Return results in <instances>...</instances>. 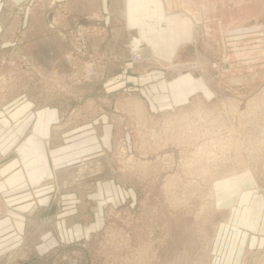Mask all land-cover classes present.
<instances>
[{"label": "rangeland", "instance_id": "obj_1", "mask_svg": "<svg viewBox=\"0 0 264 264\" xmlns=\"http://www.w3.org/2000/svg\"><path fill=\"white\" fill-rule=\"evenodd\" d=\"M125 2L0 0V115L16 113L18 108L10 103H16L22 95L33 97L34 91L43 101L52 92L47 103L64 104L59 118L60 124H68V129H80L79 122L93 123L103 115L113 128L112 138L104 143L103 150L68 161V196H74L68 197V208L77 209L78 217H87L96 226L80 241H68V249L47 251L42 260L34 256L35 245L27 241L26 247L30 244V248L22 252L26 254L24 264H207L217 228L234 211L216 201L214 183L228 176L249 175L232 182L235 194L257 189L264 196V146L259 129L251 127L250 118L254 116H247L249 105L258 108L264 99V17L240 29L246 33L229 34L227 38L238 35L240 39H225L226 48L218 36L217 54L205 42L199 45L203 59L197 61L192 50L182 61V73L196 65L202 67L196 73L202 77V86L212 90L211 99L197 93L181 106L157 108L146 99L148 91L141 90L160 76L170 79L176 71L169 63L138 50L126 52L122 15ZM82 7L89 13L83 18L87 23L81 21ZM36 21L46 22V27L35 26V34L45 32L50 41L33 46V42L22 39L33 35L31 25ZM115 35L120 41H109L106 47L98 41L104 36L111 40ZM53 47L57 53L61 48L66 50L65 58L59 59L56 66L49 60L56 55ZM135 51L142 58H134ZM54 69L60 72L54 74ZM101 71L115 74L117 85L122 87L106 86L102 90L96 75ZM130 76L136 77L135 83ZM149 76L155 79L146 83ZM192 79L200 84L195 77ZM208 112L211 121L203 124V115ZM93 129L98 131L97 124ZM83 133L63 140L68 139L69 144ZM197 147L203 149L196 150ZM168 161L170 166L166 165ZM103 181H114L124 191L122 195L129 198L117 206L112 202L93 204L88 196L96 194L97 182ZM227 212L230 213L226 215ZM5 261L0 264H7ZM9 262L16 264V258ZM245 264H264V253L251 254Z\"/></svg>", "mask_w": 264, "mask_h": 264}, {"label": "crops", "instance_id": "obj_2", "mask_svg": "<svg viewBox=\"0 0 264 264\" xmlns=\"http://www.w3.org/2000/svg\"><path fill=\"white\" fill-rule=\"evenodd\" d=\"M11 1L22 3L26 0ZM81 9V21L85 22L83 18L89 17V13L83 7ZM104 9L108 11L107 7ZM114 13L119 14L117 11ZM122 15L127 32L126 52L129 49L138 50L148 57L167 43L171 50L173 46H178L175 53L171 52L173 63L169 64L174 69L172 71H176L175 75L167 80L157 75L158 81L145 88L142 87L145 83L140 84L141 91H148L149 95L145 97L151 104L157 108H173L181 106L189 94L204 87L200 80L197 85L192 79L202 78L196 73L198 67L203 70L200 65L191 68L188 75L180 71L182 61H186L189 52L194 50L198 61L203 59L199 54V45L207 42L217 54L219 51L215 42L218 43V36L224 40L225 48L228 45L225 39L238 41V35L227 36L240 34L236 32L254 19H263L264 0H126ZM33 24V35L27 34L22 41L33 42V46L50 41L45 32L43 35L35 34V26L46 27V22L36 21ZM26 25L24 23L23 28ZM116 35L111 40L104 36L98 41L106 47L109 41H120ZM54 39L59 42L57 37ZM53 51L56 55L49 60L55 65L59 59L65 58L66 50L61 48L57 53L53 47ZM58 71L54 69L52 73L57 74ZM96 75L102 90H106V86L115 89L122 85H117L115 74L101 71ZM130 77L135 83L136 77ZM152 79L155 78L146 77L145 82ZM86 86L89 88V83ZM209 92L212 94L211 89ZM32 94L33 97L22 95L17 104L10 103L18 108L16 113L11 110L12 114L0 115V261L7 260V264L13 257L16 264H24L26 254L22 252L30 248V244L26 247L29 240L35 245L32 244L34 256L41 259L47 251L52 253L56 247L68 249V241H80L91 231V227L96 226L95 221L78 217L77 209L68 208V197H74L68 196V161L80 154L103 150L104 143L108 144L113 134L105 115L100 116L102 120L93 123L92 120L79 122L80 129L72 126L68 129V124H60L62 121L59 118L64 104L47 103L51 99L48 97L53 96L52 92L43 101L34 91ZM93 124H97L98 131L93 129ZM77 133L83 134L75 141L68 144V139L63 140ZM247 177L249 175H241L214 183L216 201L234 211L230 218L226 217L225 224L217 228L207 264H245L251 254L264 253V196L257 189L247 190L240 196L233 191L232 182ZM97 184V193L88 196L93 204L112 202L117 206L128 197L122 195L123 190L114 181ZM68 213L72 215L71 220H68Z\"/></svg>", "mask_w": 264, "mask_h": 264}, {"label": "bare ground", "instance_id": "obj_3", "mask_svg": "<svg viewBox=\"0 0 264 264\" xmlns=\"http://www.w3.org/2000/svg\"><path fill=\"white\" fill-rule=\"evenodd\" d=\"M264 100V99H263ZM262 100V101H263ZM262 101L259 103L260 104V106L257 108H252L250 105H249V109H248V112H247V116H249L250 117V115H253L254 117H251L250 118V124H251V127L253 128V129H255V128H257V129H259V131L261 132V135H260V139H261V142H262V144L261 145H263L264 146V105L263 106H261L262 104H264V103H262ZM134 106H137L136 104L134 105ZM257 106V105H256ZM242 115V114H241ZM244 115V114H243ZM245 116V115H244ZM199 117V116H198ZM241 117V116H240ZM166 118V117H165ZM195 118V117H194ZM193 118V119H194ZM202 118V117H201ZM162 119H163V117H162ZM167 119V118H166ZM190 120H192V119H190ZM165 121V120H164ZM183 121V120H182ZM187 121V120H186ZM185 121V122H186ZM220 121V120H219ZM218 121V122H219ZM171 122V121H170ZM170 122L168 123V125L170 124ZM189 122V121H188ZM197 122V121H196ZM248 122V121H247ZM172 123H173V121H172ZM175 123H177V122H175ZM180 123V122H179ZM165 124H167L166 122H165ZM185 125H187L186 123H184ZM189 124V123H188ZM194 124V123H193ZM197 124V123H196ZM203 124H204V122H203ZM210 124V123H209ZM222 124V123H221ZM174 125V124H173ZM184 125V126H185ZM215 125V124H214ZM247 125L249 126V123H247ZM246 125V126H247ZM197 126V125H196ZM172 127V126H171ZM186 127V126H185ZM198 127V126H197ZM220 127V126H219ZM166 128V127H165ZM183 128V127H182ZM248 128V127H247ZM187 129H188V127H187ZM186 129V130H187ZM166 130H167V128H166ZM190 130V129H189ZM198 130H199V128H197V130L195 129V131H197L198 132ZM208 130V129H207ZM209 131V130H208ZM208 131H206L207 132V134H208ZM215 131V130H214ZM251 131V130H250ZM187 132H188V130H187ZM186 132V133H187ZM239 132V131H238ZM174 133V132H173ZM184 133V132H183ZM185 133V134H186ZM196 133V132H195ZM252 133V132H251ZM259 133V132H258ZM257 133V134H258ZM180 134V133H179ZM190 134V133H189ZM192 134V133H191ZM190 134V135H191ZM219 134V133H218ZM254 134V133H253ZM256 133H255V135H257ZM260 134V133H259ZM181 135H183V134H181ZM193 135H194V133H193ZM205 135H206V133H205ZM166 136H168V134L166 135ZM195 136V135H194ZM196 136H198V135H196ZM207 136H209V135H207ZM159 137V136H158ZM165 137V136H164ZM173 137V136H172ZM203 137V136H202ZM247 137V136H246ZM167 138V140H169L168 139V137H166ZM184 138V137H183ZM195 138H198V137H195ZM180 139V138H179ZM210 139H211V137H210ZM219 139V138H218ZM249 139V138H248ZM206 140V139H205ZM244 140V139H243ZM250 140V139H249ZM182 141V140H181ZM253 141V140H252ZM257 141L260 143V141H259V139L257 138ZM169 142V141H168ZM180 142V141H179ZM206 142H207V140H206ZM210 142H211V140H210ZM244 142V141H243ZM228 143V142H227ZM205 143H203L202 145H204ZM212 144V143H211ZM213 144H215V143H213ZM254 144V143H253ZM201 145V147H203ZM205 145H207V143L205 144ZM217 145V144H216ZM228 145V144H227ZM232 145V144H231ZM244 145V144H243ZM213 146V145H212ZM215 146V145H214ZM252 146V145H251ZM210 146L208 145V147L207 148H209ZM228 147V146H227ZM246 147V146H245ZM256 147V146H255ZM206 148V147H205ZM243 148V147H242ZM261 148H263V147H261ZM199 149V147H197V149L196 150H198ZM203 148H200L199 150L201 151ZM205 150V149H204ZM207 150V149H206ZM195 151V150H194ZM211 151V150H210ZM219 151V150H218ZM195 153V152H194ZM200 153H205V151L204 152H200ZM239 153V152H238ZM231 154V153H230ZM233 154H234V152H233ZM202 155V154H201ZM204 156V155H203ZM235 156V155H234ZM236 157V156H235ZM259 157V156H258ZM240 158V157H239ZM170 159V158H169ZM194 159V158H193ZM193 159H192V161H193ZM199 159V158H198ZM225 159V158H224ZM209 160V159H208ZM212 160V159H211ZM241 160V159H240ZM189 161H191V160H189ZM231 162H236V160L235 159H232L231 160ZM216 163V162H215ZM170 164V161H168V163L166 164V165H168V166H170L169 165ZM233 164V163H232ZM146 165V164H145ZM150 165V164H149ZM165 165V166H166ZM199 165V164H198ZM139 166H142V167H144V165H139ZM193 166V165H192ZM146 167V166H145ZM151 167V166H150ZM213 167V166H212ZM148 168H149V166H148ZM168 168H170V167H168ZM162 169V168H161ZM190 169H192V168H190ZM198 170V169H197ZM196 170V171H197ZM200 170V169H199ZM164 171V170H163ZM189 171V170H188ZM175 172V171H174ZM193 172V171H192ZM214 172V171H213ZM189 173V172H188ZM199 174H200V172H198ZM203 174V173H202ZM235 173L233 172V174L232 175H234ZM211 175H213V174H211ZM209 176V175H208ZM220 176H222V175H220ZM238 175H234L233 177L232 176H228L229 178H228V180H230L231 178H235V177H237ZM177 178V177H176ZM211 178V177H210ZM220 178V177H219ZM227 178V177H226ZM172 179H173V181L174 180H176V179H174L173 177H172ZM172 179H171V182H172ZM205 179V178H204ZM178 182V181H177ZM175 184H176V182H175ZM201 186V185H200ZM165 187V186H164ZM169 188V187H168ZM169 190V189H168Z\"/></svg>", "mask_w": 264, "mask_h": 264}, {"label": "water", "instance_id": "obj_4", "mask_svg": "<svg viewBox=\"0 0 264 264\" xmlns=\"http://www.w3.org/2000/svg\"><path fill=\"white\" fill-rule=\"evenodd\" d=\"M239 32H246V31H244L243 29H242V31L241 30H239V31H237L236 33H239ZM178 47V46H177ZM177 47H174L173 46V48H172V50H171V48H170V45H169V43H167V44H165V45H163V46H160V47H158L155 51H153L152 53H151V56L153 57V58H155V59H157V60H159V61H163V62H165V63H169V64H172L173 63V56L171 55V52L172 53H175V51L177 50ZM184 74H189L188 72H186V73H184ZM198 80H201V79H198ZM204 85V84H203ZM202 93L204 96H206L207 98H212V94H211V92H210V94L208 93V91H207V88H206V86L204 85V87L203 88H198L197 89V91H194V92H192L191 94H189V96H187V98H186V100L183 102V104L185 103H188V101H189V98L191 97V96H193L194 94H196V93Z\"/></svg>", "mask_w": 264, "mask_h": 264}, {"label": "built area", "instance_id": "obj_5", "mask_svg": "<svg viewBox=\"0 0 264 264\" xmlns=\"http://www.w3.org/2000/svg\"><path fill=\"white\" fill-rule=\"evenodd\" d=\"M134 58H136V59L142 58L141 53L135 51ZM210 111H211V110H210ZM186 116H187V115H186ZM203 116H204V118H206L205 121H204V123H206V122L209 121V120L211 121V118H210V116H209V112H208L207 114H204ZM200 119H202V118L199 117V120H200ZM195 120H196V117H195ZM202 120H203V119H202Z\"/></svg>", "mask_w": 264, "mask_h": 264}]
</instances>
